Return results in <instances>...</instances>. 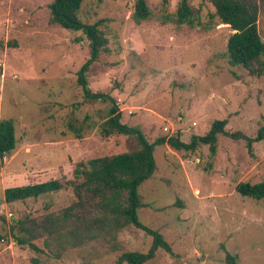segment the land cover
Returning <instances> with one entry per match:
<instances>
[{"label":"rangeland","instance_id":"obj_1","mask_svg":"<svg viewBox=\"0 0 264 264\" xmlns=\"http://www.w3.org/2000/svg\"><path fill=\"white\" fill-rule=\"evenodd\" d=\"M53 1L0 0V119H14L18 145L23 138L31 144L3 170L0 159V253L11 250L14 264H118L125 251L148 252L154 237L133 224L83 243L55 232L34 240L37 250L19 245L11 232L15 220L60 213L76 197L68 184L7 203L4 177L36 167L35 179L7 187L79 181V162L139 146L134 135H101L110 103L87 100L77 82L91 57L90 41L83 30L51 23ZM189 1L201 10L194 26L177 20L180 0H147L151 17L142 23L132 17L136 0H83L81 19H105L101 29L109 38V51L87 73L89 87L115 96L122 122L151 142L176 134L188 142L225 118L227 130L255 137L264 124V76L232 65L227 41L234 30L209 0ZM258 23L264 38V9ZM70 120L82 137L70 130ZM154 156L157 169L138 188V216L172 253L160 247L146 264H228L227 253L237 264H264V203L236 190L241 181H264V139L249 151L246 139L221 135L214 157L208 144L195 151L161 144Z\"/></svg>","mask_w":264,"mask_h":264},{"label":"trees","instance_id":"obj_2","mask_svg":"<svg viewBox=\"0 0 264 264\" xmlns=\"http://www.w3.org/2000/svg\"><path fill=\"white\" fill-rule=\"evenodd\" d=\"M215 8V14L221 22L231 27L234 32L227 41L229 61L232 65L246 68L251 75L264 76V38L259 28V12L264 9V0H209ZM83 0H54L51 5V23H58L71 30H83L90 41L91 57L78 72V84L83 89V95L90 101H108L107 118L100 126L104 137L112 134L134 135L138 141L136 149L113 155L95 157L87 163L79 162L74 171L76 179L64 183L62 179L53 178L44 182L29 183L23 186L7 187L5 200L7 203L39 198L54 192H59L65 185L71 184L75 200L60 213H47L41 217L15 220L11 232L21 246L29 245L39 249L34 240L58 233L65 234L67 241L73 236L78 243L100 235L112 234L130 224L145 230L154 237L152 247L148 252L125 251L117 260L118 264H146L155 257L156 251L163 247L172 253L170 243L158 231L144 225L138 216V208L143 205L138 192L139 186L149 179L157 169L154 151L157 145L168 144L175 150L195 151L201 145L208 144L211 157L216 156L221 135L233 139L244 138L249 151L253 143L264 139V124L253 137L244 132L229 131L226 126L228 119H216L206 134H194L190 141L182 140L179 134L161 136L153 142L149 141L138 127H132L122 122V110L118 101L111 93L94 92L89 87L87 73L93 63L99 60L103 52L109 51V38L101 29L105 19L86 23L80 17ZM201 10L192 5L189 0H180L176 17L180 23L194 26L199 21ZM137 23L151 17L147 0H136L132 14ZM0 45L3 43L0 41ZM264 93V87H263ZM91 116L86 115L89 120ZM264 122V116L262 121ZM68 127L75 132L76 137H82V128L73 120L68 121ZM16 126L13 118L0 120V159L11 154L16 148ZM236 190L243 196H249L264 203V181L251 183L241 181ZM64 231V232H63ZM24 232L27 235H21ZM47 243V241H46ZM228 264H237V256L227 253ZM0 264H14L11 250L0 253Z\"/></svg>","mask_w":264,"mask_h":264},{"label":"crops","instance_id":"obj_3","mask_svg":"<svg viewBox=\"0 0 264 264\" xmlns=\"http://www.w3.org/2000/svg\"><path fill=\"white\" fill-rule=\"evenodd\" d=\"M1 120V119H0ZM28 147H31V144L28 143V141H26L25 138L22 139L21 144L18 145L17 141H16V148L11 152V154H8L5 156L4 160L2 162H4V165H2L1 170L4 169L5 164H7L10 160V158L15 157L18 153H20L23 149H25L26 153L27 150H29ZM38 170L36 167L32 168V169H27L25 168L22 173L20 174L22 177L20 176H8V177H4V183H5V189L7 188L8 183L11 182H22L25 180H32L35 179V177H31L30 175L34 172ZM2 174L5 176L4 172H2ZM37 178V177H36Z\"/></svg>","mask_w":264,"mask_h":264}]
</instances>
